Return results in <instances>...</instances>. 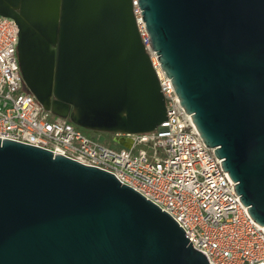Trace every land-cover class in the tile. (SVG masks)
I'll return each instance as SVG.
<instances>
[{"label": "water", "instance_id": "1", "mask_svg": "<svg viewBox=\"0 0 264 264\" xmlns=\"http://www.w3.org/2000/svg\"><path fill=\"white\" fill-rule=\"evenodd\" d=\"M184 110L264 225V0H137ZM25 87L92 133L153 132L166 103L132 0H0ZM0 264H210L111 173L0 138ZM264 264V263H263Z\"/></svg>", "mask_w": 264, "mask_h": 264}, {"label": "built area", "instance_id": "2", "mask_svg": "<svg viewBox=\"0 0 264 264\" xmlns=\"http://www.w3.org/2000/svg\"><path fill=\"white\" fill-rule=\"evenodd\" d=\"M132 1L142 43L165 98L166 120L153 132L115 134L129 138L132 146L113 148L69 119L46 111L23 81L18 26L0 15V138L111 173L167 212L210 264H263L264 225L250 215L222 161L184 110L152 49L138 2Z\"/></svg>", "mask_w": 264, "mask_h": 264}, {"label": "rangeland", "instance_id": "3", "mask_svg": "<svg viewBox=\"0 0 264 264\" xmlns=\"http://www.w3.org/2000/svg\"><path fill=\"white\" fill-rule=\"evenodd\" d=\"M86 131V130H85ZM87 134H89L90 136H92V133L89 132V131H86ZM95 138L99 139V140H107L108 141V144L113 147V148H118L119 145L116 144L114 141H113V138L110 134H107V133H97Z\"/></svg>", "mask_w": 264, "mask_h": 264}]
</instances>
